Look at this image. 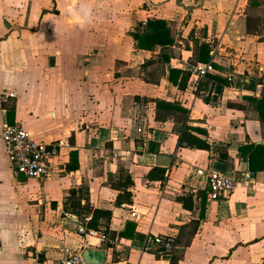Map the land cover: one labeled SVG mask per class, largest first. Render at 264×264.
<instances>
[{
  "label": "crops",
  "instance_id": "0c3cea01",
  "mask_svg": "<svg viewBox=\"0 0 264 264\" xmlns=\"http://www.w3.org/2000/svg\"><path fill=\"white\" fill-rule=\"evenodd\" d=\"M157 20L172 44L137 49L133 35ZM201 43L220 93L208 75L196 91L180 85ZM263 89L264 0H0V135L18 124L60 149L58 173L28 180L0 138V264H58L65 250L99 264H264V150L249 168L264 122L244 100ZM183 125L208 149L179 145ZM247 167L250 185L208 200L207 171ZM126 178L131 203L115 206ZM96 210L111 213L100 230L87 227ZM148 235L172 250L142 252Z\"/></svg>",
  "mask_w": 264,
  "mask_h": 264
},
{
  "label": "built area",
  "instance_id": "2783aa9c",
  "mask_svg": "<svg viewBox=\"0 0 264 264\" xmlns=\"http://www.w3.org/2000/svg\"><path fill=\"white\" fill-rule=\"evenodd\" d=\"M187 71L189 74L188 85L193 91H196L199 83L208 74L213 73L214 70L211 63L208 62L188 65ZM228 82H231L230 78H228ZM229 87L231 86L229 85ZM8 96L5 93H0V108L6 102ZM0 138L7 162L15 175L28 180L41 181L58 173L57 160L60 153L58 144H47L39 141L30 131L18 124L3 127ZM182 145L186 146L185 143H182ZM200 173L198 172L197 175H200ZM205 177L208 200L216 201L219 198L229 197L239 183L250 185L253 173L248 170V167L240 173L239 177L209 170L206 172ZM77 231L83 236V239L96 237L101 243L107 242V238L103 233L83 226L78 227ZM173 244V239L169 236L148 235L143 240L141 250L142 252H148L155 248L157 254L166 255L172 250ZM58 264L87 263L82 257V250H65L64 256Z\"/></svg>",
  "mask_w": 264,
  "mask_h": 264
},
{
  "label": "trees",
  "instance_id": "16d2710c",
  "mask_svg": "<svg viewBox=\"0 0 264 264\" xmlns=\"http://www.w3.org/2000/svg\"><path fill=\"white\" fill-rule=\"evenodd\" d=\"M166 27L167 25H166V22L164 21L157 20V21H152L148 23V27H147L148 31H145L142 35H133V40L135 41L136 48L146 50V49L152 48L155 45H158L160 47H166V46L171 45L172 40L168 38L169 35H168V30ZM208 53H209V46L205 43H201L197 47V53H196L195 60L201 63L209 62L210 56ZM179 73L180 71H177V70L171 71L169 79L172 77V75L174 77L178 76ZM187 78H188V75L184 76L182 80L180 81V85L186 84ZM208 78L217 83L216 91L220 93L222 90V87L226 84V80L224 78H221V77H218L212 74H208ZM244 100L253 106L254 110L256 111L258 115L259 120L264 122V89L261 94V98L259 100H255L249 97L244 98ZM157 105L160 107V109H163V110L173 109V106L168 103L159 102L157 103ZM182 124H184V121L182 122ZM191 130L201 133V134L203 133L201 129H189L185 125H183L182 131L179 135L178 144L180 145L182 143H185V145H187L189 148H192V149L207 150L208 149L207 143H205V141L201 140L200 138L192 135ZM260 150L263 151L264 147H256V149L254 150L255 153H253L252 155L250 154V158H249V168L250 169H252L251 165L253 164L251 157H253L254 155H258L259 154L258 151ZM152 172H157V175H155V179L157 180L164 179L163 169H160V168L152 169L147 175L148 178H150V173ZM130 184L131 183L128 178L124 179L123 181L118 182V184L116 185L117 187L116 190L119 191V194L116 197V201L114 203L115 206H119L122 203H126V204L131 203L130 193L128 192V188ZM110 216H111V213L109 211L96 210L93 212L92 217L87 224V227L92 228V229H98L100 227L98 224L99 219L103 218V219H106V221H108Z\"/></svg>",
  "mask_w": 264,
  "mask_h": 264
},
{
  "label": "water",
  "instance_id": "95a60500",
  "mask_svg": "<svg viewBox=\"0 0 264 264\" xmlns=\"http://www.w3.org/2000/svg\"><path fill=\"white\" fill-rule=\"evenodd\" d=\"M82 257L87 264H99V263H96L93 259H91L90 254L87 250L82 252Z\"/></svg>",
  "mask_w": 264,
  "mask_h": 264
},
{
  "label": "clouds",
  "instance_id": "9594fccd",
  "mask_svg": "<svg viewBox=\"0 0 264 264\" xmlns=\"http://www.w3.org/2000/svg\"><path fill=\"white\" fill-rule=\"evenodd\" d=\"M80 13L82 17V22H84L83 18L90 17V11L86 6H83V5L81 6Z\"/></svg>",
  "mask_w": 264,
  "mask_h": 264
},
{
  "label": "rangeland",
  "instance_id": "374dc122",
  "mask_svg": "<svg viewBox=\"0 0 264 264\" xmlns=\"http://www.w3.org/2000/svg\"><path fill=\"white\" fill-rule=\"evenodd\" d=\"M20 178V177H19Z\"/></svg>",
  "mask_w": 264,
  "mask_h": 264
}]
</instances>
